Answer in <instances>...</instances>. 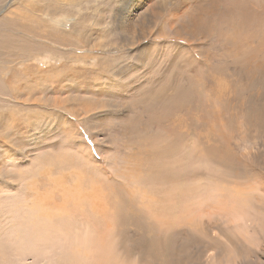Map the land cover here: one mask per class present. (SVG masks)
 <instances>
[{"label": "rangeland", "instance_id": "rangeland-1", "mask_svg": "<svg viewBox=\"0 0 264 264\" xmlns=\"http://www.w3.org/2000/svg\"><path fill=\"white\" fill-rule=\"evenodd\" d=\"M0 1V34L37 45L0 71V264H264L256 38L188 36L193 0Z\"/></svg>", "mask_w": 264, "mask_h": 264}, {"label": "bare ground", "instance_id": "bare-ground-1", "mask_svg": "<svg viewBox=\"0 0 264 264\" xmlns=\"http://www.w3.org/2000/svg\"><path fill=\"white\" fill-rule=\"evenodd\" d=\"M30 1V0H29ZM71 1V0H70ZM170 1H174V0H170ZM1 2V1H0ZM25 2V1H24ZM27 2H28V0H27ZM26 2V3H27ZM72 2H73V0H72ZM71 2V3H72ZM193 4H194V10H192V11H190V12H187V13H185L184 15H183V17H182V23H181V26L183 27V29H187V28H189L188 30H187V32H189V34L190 35H188V36H190V37H193V38H204V39H208V38H211V39H213L214 37H215V34L213 33V32H215V31H219V33H218V37L220 38V39H223V40H228L227 42H226V44H227V48L229 49V45H230V43L231 44H233L235 41H240L239 40V38H241V37H247V38H256V42H257V46H260L261 48H263V53H264V0H254V1H250V0H234V2H233V0H201V1H197V0H193ZM198 2V3H197ZM64 3H66V2H64ZM58 3H56L55 1H54V5L53 4H48V5H44L42 8H45V9H50V7H52V8H60L59 7V5H57ZM6 5V4H5ZM9 5V4H8ZM14 5V4H13ZM76 5V4H75ZM72 6V5H71ZM28 7H29V5H28ZM69 7V6H68ZM177 7H179V4H177L174 8H177ZM184 7V6H183ZM3 9V8H2ZM27 10V9H26ZM25 10V11H26ZM185 10V9H184ZM54 11V10H53ZM62 14H64V13H62ZM176 14V13H175ZM52 15V14H51ZM181 15V14H180ZM49 16V15H48ZM68 16V15H67ZM176 17V16H175ZM181 17V16H180ZM171 18V17H170ZM177 18V17H176ZM44 20V19H43ZM175 20V19H174ZM178 21L180 20V18H178L177 19ZM177 20H175L176 22H177ZM43 22V21H42ZM167 22V21H166ZM168 22H170V21H168ZM174 22V21H173ZM56 23L58 24V23H61V25L60 26H62V27H65V28H67V25L66 24H64V23H62L60 20L59 21H56ZM78 23V22H77ZM76 23V24H77ZM172 24V23H171ZM179 25H180V23H179ZM70 26V25H69ZM180 27V26H179ZM192 27V28H191ZM26 29H24V27H23V32H27V33H30V34H33L34 33V28L32 27V26H29V27H25ZM61 28V27H60ZM64 28V29H65ZM84 28V27H83ZM225 28V29H224ZM79 29V28H78ZM179 29V28H178ZM177 29V30H178ZM182 29V30H183ZM1 31H2V29H0ZM81 31H82V28L80 29ZM161 30H163V29H161ZM172 30V29H171ZM181 30V31H182ZM81 31H80V33H81ZM86 31V30H85ZM85 31H83V33L85 32ZM163 31H165V30H163ZM57 32V31H56ZM79 32V31H78ZM174 32V31H173ZM185 32H186V30H185ZM58 33V32H57ZM67 33V32H66ZM161 33V32H160ZM175 33V32H174ZM70 34V33H69ZM163 34H164V32H163ZM166 34V33H165ZM176 34H178V33H176ZM55 35H57V34H54V36ZM185 35H186V33H185ZM60 36V35H59ZM165 36V35H164ZM176 36V35H175ZM195 36V37H194ZM225 36H227V38H224ZM178 37H179V35H178ZM35 38V37H34ZM67 38H68V36H67ZM70 38V37H69ZM69 38H68V40H69ZM189 38V37H188ZM217 38V37H216ZM57 39H59V38H57ZM71 39V38H70ZM31 40V42L33 43L34 42V40H33V38L32 39H30ZM60 40V39H59ZM75 40H78V39H75ZM192 40V39H191ZM218 40V39H217ZM21 41V39H9V38H7L4 34H0V71H4V70H2V68H4L7 64H10V63H14V62H17L18 61V65H19V63L20 64H23L25 61H26V59H25V56H27V55H30V54H32V53H34V47H35V43L36 42H34L33 44H31V43H29L30 44V46H28V45H25L24 43H21L20 42ZM48 41H49V39H48ZM50 41H51V39H50ZM52 41H55V40H52ZM61 41V40H60ZM199 41H200V39H199ZM23 42V41H22ZM71 42H73L72 40H71ZM210 42V41H209ZM35 44V45H34ZM58 44H59V42H58ZM207 44V43H206ZM225 44V42H224V45H226ZM57 45V44H56ZM37 46V45H36ZM58 46V45H57ZM63 46H61L60 48L61 49H63L62 48ZM65 47V46H64ZM68 47V46H67ZM71 47V46H70ZM226 47V46H225ZM38 48L41 50L42 49V46L40 45V46H38ZM55 48V47H54ZM73 48V47H72ZM76 48V47H75ZM196 48V47H195ZM226 48V49H227ZM235 47H233L232 46V48H230L231 50H233ZM65 49V48H64ZM70 49V48H69ZM78 49V48H77ZM227 49V51L228 52H231L230 51V49L228 50ZM48 50V49H47ZM73 49H71L70 51H72ZM196 50H198L199 51V53H201V48H196ZM218 50V49H217ZM56 51V50H55ZM240 51V50H239ZM48 52V51H47ZM46 52V53H47ZM51 52V51H50ZM44 53H45V51H44ZM53 53H55V52H53ZM73 53V52H72ZM27 54V55H26ZM51 54V53H50ZM52 55V54H51ZM50 55V56H51ZM61 55V54H60ZM75 55V54H74ZM7 56H13V58H11V57H7ZM54 56V55H53ZM65 56V55H64ZM72 56H73V54L71 55V58H72ZM77 56V55H76ZM32 57H33V55H32ZM40 57V56H39ZM38 57V58H39ZM55 57V56H54ZM56 57H57V52H56ZM59 57H61V56H59ZM35 58V57H34ZM53 58V57H52ZM52 58H51V60H52ZM58 58V57H57ZM28 59V58H27ZM54 59V58H53ZM62 59V58H61ZM30 60V59H29ZM34 61H35V59H33ZM37 60V59H36ZM38 60H40V59H38ZM46 60V59H45ZM59 61H60V58L58 59ZM64 60V59H63ZM62 60V61H63ZM66 60V59H65ZM32 61V60H31ZM30 61V62H31ZM53 61H55V59L53 60ZM29 62V61H28ZM36 62V61H35ZM44 63V62H43ZM48 63V62H47ZM17 64V63H16ZM15 64V65H16ZM26 65H27V63H25ZM32 64V63H31ZM30 63H29V65H31ZM34 64V63H33ZM35 64H37L38 65V63H35ZM63 64V63H62ZM26 65H24V66H26ZM60 65V64H59ZM44 66V65H43ZM42 66V67H43ZM57 66V65H56ZM61 66H64V65H61ZM47 67V66H46ZM17 68H18V66H17ZM20 68V67H19ZM22 68V67H21ZM21 68H20V70H21ZM25 68V67H24ZM28 68H30V67H28ZM27 68V69H28ZM35 68H37L36 67V65H35ZM48 68H50V67H48ZM53 68H54V66H53ZM59 67H57V68H55V70L56 69H58ZM44 69V68H43ZM51 69V68H50ZM62 68H60V70H61ZM30 70V69H29ZM37 69H35L34 71H36ZM40 70V69H39ZM39 70H38V72H39ZM45 70V69H44ZM55 70H54V72H55ZM6 71V70H5ZM22 71V70H21ZM51 71H52V69H51ZM10 72V71H9ZM15 72V71H14ZM25 72V71H24ZM47 72V71H46ZM49 72V71H48ZM47 72V73H48ZM224 72V71H223ZM6 73V72H5ZM34 73H36V72H34ZM43 73H44V71H43ZM225 73V72H224ZM4 74V73H3ZM31 74V73H30ZM38 74V73H37ZM40 74H41V70H40ZM45 74V73H44ZM65 74V73H64ZM210 74V73H209ZM29 75V74H28ZM47 75V74H46ZM67 75V74H66ZM246 74H244V76H245ZM23 76V75H22ZM45 76V75H44ZM14 77H17V76H15V74H14ZM30 77V76H29ZM33 77V76H32ZM64 77V76H63ZM22 78V77H21ZM35 78V77H34ZM33 78V79H34ZM47 78V77H46ZM207 78V77H206ZM256 78V77H255ZM15 79V78H14ZM17 79V78H16ZM15 79V80H16ZM251 79V78H250ZM19 80V82H20V80L21 79H18ZM18 80H17V82H18ZM41 80V79H40ZM40 80H38L37 82H38V84L40 83L39 81ZM50 80V79H49ZM57 80V79H56ZM61 80V79H60ZM207 80V79H206ZM24 80H22V82H23ZM28 81H30V79L28 80ZM33 81H35V80H33ZM48 81V80H47ZM52 81V80H51ZM59 81V80H58ZM205 81V80H204ZM252 81V80H251ZM0 82H1V80H0ZM5 82V81H4ZM25 82V81H24ZM41 82H42V80H41ZM206 82V81H205ZM207 82H209V81H207ZM258 82H259V80L258 79H254V81L251 83V88H253V87H255V86H257V84H258ZM2 83H3V81H2ZM45 83V82H44ZM63 83V82H62ZM61 83V84H62ZM204 82H202V85H201V87L202 86H204V84H203ZM213 83V82H212ZM24 84V83H23ZM27 85H28V83H26ZM41 84V83H40ZM40 84H39V86H40ZM179 84H180V82H179ZM179 84H178V88H179ZM206 84H208V83H205V86L204 87H202V88H205L207 85ZM2 85V84H1ZM26 85V86H27ZM42 85H43V83H42ZM53 85V84H52ZM181 85H182V83H181ZM184 85L186 86V84L184 83ZM209 85V84H208ZM212 85V84H211ZM45 86V85H44ZM48 86V85H47ZM190 86V85H189ZM1 87V86H0ZM63 87V86H62ZM180 87H182V86H180ZM188 87V86H187ZM192 87V86H191ZM193 87H195V86H193ZM210 87V86H209ZM258 87V86H257ZM22 88H24V86L22 87ZM43 88V87H42ZM52 88V87H51ZM177 88V87H176ZM183 89H185L184 88V86L182 87ZM197 88V87H196ZM196 88L194 89V88H192V89H194V90H196ZM211 88V87H210ZM214 87H212V89H213ZM2 89H3V87H2ZM17 89V88H16ZM55 89H57V88H54V90ZM183 89H180L179 88V90H183ZM190 89V88H189ZM201 89V88H200ZM3 90H6V89H3ZM2 90V91H3ZM31 90V89H30ZM178 90V89H177ZM194 90H191V93H192V91H194ZM203 90V89H202ZM201 90V91H202ZM6 91H8L10 94H11V96H12V98H16L17 100H18V98L20 99L21 97L19 96L20 95V93L18 92H16V91H18V90H16V91H14V90H11L10 89V91L7 89ZM33 91V90H32ZM184 91H186V90H184ZM189 91V90H188ZM197 92H200V91H198V89L196 90ZM214 91V90H213ZM246 91V90H245ZM250 91V90H249ZM28 92H30V91H28ZM51 92V91H50ZM59 91H57V92H55V93H58ZM177 92V91H176ZM179 92V91H178ZM177 92V93H178ZM183 92V91H182ZM252 92V91H251ZM23 93H24V90H23ZM44 93V92H43ZM55 93H54V95H55ZM240 93V92H239ZM255 93V92H254ZM253 92H252V94H254ZM2 94V93H1ZM34 94V93H33ZM33 94L32 93H28L27 95H26V98L25 99H27V100H29V101H31L32 103H35V102H38V104L39 103H41L38 99H36L35 97H33ZM180 94H182V93H180ZM189 94H190V92H189ZM214 94V93H213ZM248 94V93H247ZM45 95V94H44ZM173 95V94H172ZM221 95H222V93H221ZM241 95V94H240ZM244 95V94H243ZM246 95V94H245ZM4 96V95H3ZM37 96H39V95H37ZM47 96V95H46ZM51 96H53V95H51ZM216 96V95H215ZM219 95H217V99L219 98L218 97ZM239 96V95H238ZM6 97V96H5ZM8 97V96H7ZM39 97H41V96H39ZM54 97V96H53ZM204 97V96H203ZM248 97V96H247ZM254 97V96H253ZM252 97V98H253ZM256 97V96H255ZM254 97V98H255ZM11 98V97H10ZM47 98H48V96H47ZM170 98H171V96H170ZM177 99H179L180 98V101L182 100L183 101V99H181V96H178V97H176ZM183 98V97H182ZM220 98H221V96H220ZM227 97H225V99H226ZM259 98V97H258ZM22 99V98H21ZM202 99V98H201ZM222 99V98H221ZM223 99H224V96H223ZM250 99V98H249ZM248 99V100H249ZM3 100V99H2ZM10 100V99H9ZM16 100V101H17ZM214 100V99H213ZM212 100V101H213ZM220 100V99H219ZM239 100V99H238ZM255 100V99H254ZM20 102H21V100H19ZM25 101V100H24ZM28 101V102H29ZM179 101V102H180ZM181 101V102H182ZM223 101V100H222ZM233 101V100H232ZM250 101V100H249ZM31 102H29V103H31ZM49 102H51L49 99H46V101H45V104H49ZM167 102V101H166ZM180 102V103H181ZM203 102V101H202ZM236 102V101H235ZM2 103V102H1ZM14 103H15V101H14ZM23 103V102H22ZM164 103V102H163ZM177 103V102H176ZM180 103H178V104H180ZM222 103H224V101L222 102ZM237 103V102H236ZM42 104V103H41ZM178 104H176V106H179ZM182 104V103H181ZM225 104L226 103H224V107H225ZM229 104V103H228ZM7 105V104H6ZM17 105H19V104H17ZM42 105H44V104H42ZM167 105V104H166ZM230 105V104H229ZM228 105V106H229ZM233 105H235V104H233ZM4 106H5V104H4ZM28 106V105H27ZM165 106V105H164ZM181 106V105H180ZM228 106H226V107H228ZM11 107V106H10ZM13 107H14V105H13ZM17 107V106H16ZM20 107V106H19ZM182 107L183 106H181V109H182ZM225 107V110L227 109L228 110V108H226ZM15 108V107H14ZM36 108V107H35ZM16 109V108H15ZM22 109H23V107H22ZM54 109V108H53ZM177 109V108H176ZM24 110V109H23ZM32 110V109H31ZM40 110H42V109H40ZM179 110H180V108H179ZM5 111V110H4ZM12 111H13V109L11 110V116L10 117H12V120H17L18 119V116H17V118L14 116V115H12ZM26 111V110H25ZM34 111V110H33ZM37 111V110H36ZM50 111H52V109L50 110ZM49 111V112H50ZM54 111V110H53ZM24 112V111H23ZM27 112V111H26ZM35 112V111H34ZM41 112H43V111H41ZM168 112V111H167ZM179 112V111H178ZM222 112H224V109H223V111ZM231 112V110L229 111V113ZM13 113H14V111H13ZM16 113V112H15ZM29 114H30V112H28ZM51 113V112H50ZM172 113H173V111H172ZM33 114V113H32ZM41 114V113H40ZM175 114V113H174ZM25 115V114H24ZM37 115H39V114H37ZM47 115V114H46ZM49 115V114H48ZM179 115V114H178ZM227 115V114H226ZM7 116V115H6ZM21 116V115H20ZM43 116H44V112H43ZM52 116V115H51ZM51 116H49V117H51ZM229 116V115H228ZM232 116V115H231ZM24 117H26V116H24ZM40 117V116H39ZM38 117V118H39ZM168 117V116H167ZM226 117V116H225ZM259 117H260V115H259ZM262 117V116H261ZM44 118V117H43ZM170 118V117H169ZM258 118V117H257ZM41 119V118H40ZM164 119V118H163ZM171 119H172V116H171ZM221 119H223V117L221 118ZM230 119V118H229ZM260 119V121H261V118H259ZM258 119V120H259ZM23 120V119H22ZM39 120V119H38ZM48 120V119H47ZM173 120V119H172ZM36 121V120H35ZM41 121V120H40ZM44 121V120H43ZM165 121V120H164ZM230 121H232V120H230ZM260 121H258V122H260ZM14 122V121H13ZM33 122H34V119H33ZM32 122V123H33ZM261 122H264V119H263V121H261ZM15 123H17V122H15ZM14 123V124H15ZM40 123V122H39ZM168 123V122H167ZM21 124V123H20ZM34 124H37V123H34ZM49 124V123H48ZM169 124V123H168ZM261 125H262V123H260ZM16 125V124H15ZM24 125V124H23ZM23 125H21V126H23ZM171 125V124H170ZM17 126V125H16ZM41 126V125H40ZM264 126V125H263ZM262 127V126H261ZM9 128V127H8ZM17 131H18V129L16 128V127H14ZM20 128V127H19ZM170 128H171V126H170ZM263 128V127H262ZM11 129H13V128H11ZM35 129H36V127H35ZM20 130V129H19ZM172 130V129H171ZM15 131V130H14ZM49 131V130H48ZM182 131V130H181ZM13 132V131H12ZM20 132V131H19ZM178 133V132H177ZM183 133V132H182ZM10 134V133H9ZM18 134V133H17ZM163 134V133H162ZM12 135V134H11ZM10 135V136H11ZM15 135V134H14ZM21 135V137L23 136V134L21 133L20 134ZM165 135V134H164ZM163 135V136H164ZM168 135H169V137H170V135L171 134H168L167 133V136L166 137H168ZM176 135V134H175ZM180 136V135H179ZM161 137V136H160ZM181 137V136H180ZM163 138V137H162ZM178 138V137H177ZM30 139V138H29ZM166 139V138H165ZM169 140H171L170 138H168ZM17 141H18V139L17 140H15V142L17 143ZM24 141V140H23ZM168 141V140H167ZM7 142V141H6ZM14 142V141H13ZM173 142V141H172ZM165 143H168V142H166V140H165ZM174 146H175V144H174ZM25 147V146H24ZM163 153V152H162ZM171 155V154H170ZM153 158V157H152ZM155 160V159H154ZM152 162V161H151ZM149 175H153V169H152V165L150 164V166H149V169H148V176ZM122 219H123V217H122ZM139 224V223H138ZM139 226H140V224H139ZM124 227V226H123ZM175 228V227H174ZM170 229V228H169ZM122 230V229H121ZM91 241H93V239L91 240ZM90 241V242H91ZM139 242H141V244L142 243H144L142 240H139ZM100 243H102V242H100ZM90 245V244H89ZM99 245V244H98ZM88 246V245H87ZM86 246V247H87ZM77 247V250L76 251H79V252H82V248L79 246V245H77L76 246ZM89 247V246H88ZM85 248V247H84ZM91 249H92V247H90ZM101 248V247H100ZM113 250V249H112ZM147 251L149 252V253H152L153 255H154V257H158L159 256V252L157 251V249H155L154 248V245L152 244L151 245V248H148L147 249ZM165 251H167V248L164 250V252ZM83 253V252H82ZM89 254V249H87V250H85L84 251V255L86 256V258H87V255ZM91 253V252H90ZM80 255V254H79ZM105 257L107 258V259H110V255H108V256H106L105 255ZM102 258H103V256H102ZM127 259V258H126ZM97 261H98V259H96ZM95 260V262L97 263V261ZM103 260H104V258L102 259V261H101V263L103 262ZM167 261V260H166ZM130 262V261H129Z\"/></svg>", "mask_w": 264, "mask_h": 264}]
</instances>
